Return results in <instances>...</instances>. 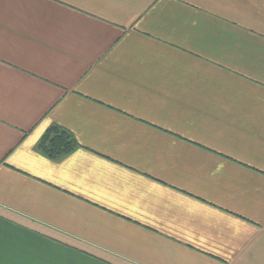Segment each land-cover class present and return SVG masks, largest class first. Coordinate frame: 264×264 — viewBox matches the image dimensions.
<instances>
[{
  "label": "crops",
  "instance_id": "0c3cea01",
  "mask_svg": "<svg viewBox=\"0 0 264 264\" xmlns=\"http://www.w3.org/2000/svg\"><path fill=\"white\" fill-rule=\"evenodd\" d=\"M0 264H264V0H0Z\"/></svg>",
  "mask_w": 264,
  "mask_h": 264
},
{
  "label": "trees",
  "instance_id": "16d2710c",
  "mask_svg": "<svg viewBox=\"0 0 264 264\" xmlns=\"http://www.w3.org/2000/svg\"><path fill=\"white\" fill-rule=\"evenodd\" d=\"M77 148L74 139L65 131L51 128L41 139L38 150L50 159H58Z\"/></svg>",
  "mask_w": 264,
  "mask_h": 264
}]
</instances>
